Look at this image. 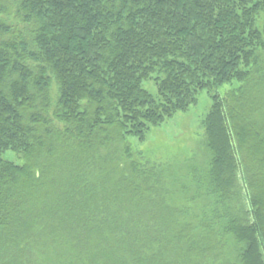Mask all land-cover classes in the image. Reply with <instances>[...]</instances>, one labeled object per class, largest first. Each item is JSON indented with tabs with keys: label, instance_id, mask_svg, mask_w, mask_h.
<instances>
[{
	"label": "trees",
	"instance_id": "trees-1",
	"mask_svg": "<svg viewBox=\"0 0 264 264\" xmlns=\"http://www.w3.org/2000/svg\"><path fill=\"white\" fill-rule=\"evenodd\" d=\"M203 90L196 198L130 138ZM0 264H264V0H0Z\"/></svg>",
	"mask_w": 264,
	"mask_h": 264
},
{
	"label": "rangeland",
	"instance_id": "rangeland-1",
	"mask_svg": "<svg viewBox=\"0 0 264 264\" xmlns=\"http://www.w3.org/2000/svg\"><path fill=\"white\" fill-rule=\"evenodd\" d=\"M142 86L153 95L156 94V87L151 80L143 81ZM230 87V85H225L220 87L219 91L222 93ZM211 104V96L203 90L198 93L196 103L191 105L187 111L177 112L162 125L150 128L143 141L130 138L132 147L136 152L141 153L142 159L173 165L178 177L182 176L183 184L190 185L192 188V193L188 192L187 195L194 194L196 198L203 193L204 187L200 189L198 196V192L195 191V186L190 180L193 172L196 177H199L202 174L205 175L208 169L210 153L206 147L203 119ZM13 155L12 151H7L3 157L17 163L20 162V159ZM198 200L202 203L209 201L204 197H200ZM230 206L231 211L236 214L238 212L236 204L232 202ZM237 247L235 242L228 241L222 253L225 256L234 257Z\"/></svg>",
	"mask_w": 264,
	"mask_h": 264
}]
</instances>
